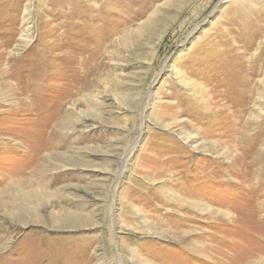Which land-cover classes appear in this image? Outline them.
I'll list each match as a JSON object with an SVG mask.
<instances>
[{"label":"rangeland","instance_id":"1","mask_svg":"<svg viewBox=\"0 0 264 264\" xmlns=\"http://www.w3.org/2000/svg\"><path fill=\"white\" fill-rule=\"evenodd\" d=\"M0 264H264V0H0Z\"/></svg>","mask_w":264,"mask_h":264},{"label":"bare ground","instance_id":"2","mask_svg":"<svg viewBox=\"0 0 264 264\" xmlns=\"http://www.w3.org/2000/svg\"><path fill=\"white\" fill-rule=\"evenodd\" d=\"M255 74H256V71L255 72H250L248 74H245V75H241L238 79H239V82L245 84L244 87H241V88H237V92H240V91H243L246 93V96L242 99L244 102H245V105L246 103H250V100H251V95L254 93V91L256 90V87L255 85L252 83V80L253 79V76L255 77ZM236 87V86H235ZM241 110L240 113H242L244 111V109H239ZM187 137V136H185ZM188 138V137H187Z\"/></svg>","mask_w":264,"mask_h":264}]
</instances>
